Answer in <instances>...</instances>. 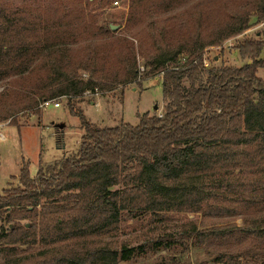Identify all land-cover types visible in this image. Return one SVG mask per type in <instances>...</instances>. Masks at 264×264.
Instances as JSON below:
<instances>
[{
  "label": "trees",
  "instance_id": "16d2710c",
  "mask_svg": "<svg viewBox=\"0 0 264 264\" xmlns=\"http://www.w3.org/2000/svg\"><path fill=\"white\" fill-rule=\"evenodd\" d=\"M42 1L10 12L9 1L0 0L6 112L0 122L20 127L16 115L39 114L43 102L64 96L118 88L124 96L142 76L161 74L164 114H144L136 127L101 128L69 103L84 130L76 153L50 165L41 161L35 178L23 166L21 187L0 192V217L8 224L1 227L0 264H120L132 249L104 237L126 213L149 215L157 225L150 246L170 247L175 236L160 225L167 214L211 209V188L230 191L233 185L225 184L232 174L241 180L232 193L237 201L264 191V80L257 76L264 42L237 47L244 60H253L241 68L204 63L207 47L248 30L253 15L264 19V0H132L121 35L100 25L97 15H85L83 4L52 16ZM183 52L185 63L176 64ZM205 74L207 81L197 85ZM188 233L199 234L194 227ZM255 234L260 230L248 231Z\"/></svg>",
  "mask_w": 264,
  "mask_h": 264
},
{
  "label": "rangeland",
  "instance_id": "374dc122",
  "mask_svg": "<svg viewBox=\"0 0 264 264\" xmlns=\"http://www.w3.org/2000/svg\"><path fill=\"white\" fill-rule=\"evenodd\" d=\"M8 11L21 10L28 0H8ZM32 1V0H31ZM99 0H43V10L46 14L54 16L58 8L59 15L63 16L79 7L84 14L92 13L100 17L102 26H118L119 34H125V19L132 0H112L110 3L96 2ZM118 1L119 4L115 5ZM193 0H186L191 2ZM163 14V13H162ZM161 14V15H162ZM40 16V15H39ZM62 18V17H61ZM75 19L74 17H70ZM79 19V18H76ZM116 22L117 24H113ZM120 25H122L120 27ZM7 27V26H5ZM245 41L264 42V19L253 15L250 27L239 36L223 40L219 45L209 46L204 51V60L207 69L213 67L241 68L252 64L253 60L246 61L239 53L237 47ZM187 52L178 57V63H185ZM258 61L264 63V51ZM175 64V65H176ZM139 65L145 66L144 59L139 57ZM172 65V66H175ZM84 77L89 79L87 72ZM264 80V68L259 69L258 75ZM146 80H143L145 79ZM207 74L202 82L207 81ZM141 85L132 83L124 90H101L99 95L84 94L82 97L71 98L64 96L56 101L61 103V108L40 107L39 114L34 111H24L14 121L20 125L10 124V121L0 122V192L21 187L20 173L23 166L28 165L30 176H37L40 163L50 165L65 156L76 153L84 134L79 117L70 110L69 103L73 104L75 111H81L86 118L101 128L129 124L138 126L140 117L144 114L162 116L164 114V95L162 88L163 75L141 77ZM141 81V80H139ZM184 85L189 86L184 81ZM4 86L0 85V92ZM135 89V90H134ZM6 112L0 105V119ZM65 126L63 135L59 126ZM62 136V139H61ZM232 174L227 184H232L230 191L227 188L213 186L207 204L211 209L199 212H172L167 214L168 221L161 223L165 233L173 234L175 242L172 246H150V240L156 236V224H149V215L134 218V213H126L118 228H112L104 237L106 242L126 244L132 249L126 261L120 264H264V191L259 188L257 195L246 202L236 200L232 193L238 191L237 186L241 180ZM124 185L114 189H122ZM222 193L225 196L214 195ZM255 203H259L258 206ZM139 219V220H138ZM28 221H21L24 225ZM259 224H262L261 226ZM8 228L4 218L0 217L1 227ZM197 229L199 234H189L191 229ZM259 229L260 234L248 236L251 229ZM159 234V233H158ZM254 239V240H251ZM254 241V242H253ZM253 242V244H250ZM140 245L145 246L139 248Z\"/></svg>",
  "mask_w": 264,
  "mask_h": 264
},
{
  "label": "built area",
  "instance_id": "2783aa9c",
  "mask_svg": "<svg viewBox=\"0 0 264 264\" xmlns=\"http://www.w3.org/2000/svg\"><path fill=\"white\" fill-rule=\"evenodd\" d=\"M118 4H119V2L116 1L115 5H118ZM204 63H205V61H204ZM205 65L207 66L206 63H205ZM144 71H145V68L141 67V72H144ZM52 106L57 109V108H61L62 105L60 102H58L56 100L45 101L41 104V108H43V109H47V108L52 107Z\"/></svg>",
  "mask_w": 264,
  "mask_h": 264
},
{
  "label": "water",
  "instance_id": "95a60500",
  "mask_svg": "<svg viewBox=\"0 0 264 264\" xmlns=\"http://www.w3.org/2000/svg\"><path fill=\"white\" fill-rule=\"evenodd\" d=\"M111 28L113 29V30H117L118 29V26H111ZM64 128H65V126H63V125H61V126H59V129L61 130V135H63V130H64Z\"/></svg>",
  "mask_w": 264,
  "mask_h": 264
},
{
  "label": "crops",
  "instance_id": "0c3cea01",
  "mask_svg": "<svg viewBox=\"0 0 264 264\" xmlns=\"http://www.w3.org/2000/svg\"><path fill=\"white\" fill-rule=\"evenodd\" d=\"M135 90V89H134Z\"/></svg>",
  "mask_w": 264,
  "mask_h": 264
}]
</instances>
